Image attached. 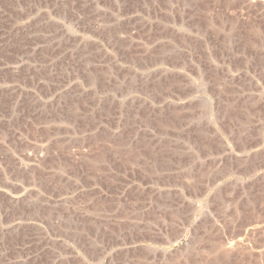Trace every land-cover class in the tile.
I'll return each mask as SVG.
<instances>
[{"label":"rangeland","instance_id":"1","mask_svg":"<svg viewBox=\"0 0 264 264\" xmlns=\"http://www.w3.org/2000/svg\"><path fill=\"white\" fill-rule=\"evenodd\" d=\"M0 264H264V0H0Z\"/></svg>","mask_w":264,"mask_h":264}]
</instances>
